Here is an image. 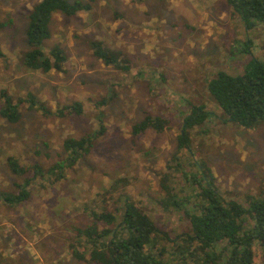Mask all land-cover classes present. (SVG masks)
<instances>
[{
  "label": "rangeland",
  "instance_id": "1",
  "mask_svg": "<svg viewBox=\"0 0 264 264\" xmlns=\"http://www.w3.org/2000/svg\"><path fill=\"white\" fill-rule=\"evenodd\" d=\"M40 1L0 0V90H9L22 113L17 123L0 114V190L18 191L16 184L31 177L36 164L43 172L30 184L27 201L0 200V264H95L88 255H73V246H85L77 229L93 222V210L122 213L123 195L172 238L189 231L183 212L161 205V177L173 173L169 163L178 152L184 162L191 151L198 164L210 167L224 197H264V121L237 125L208 89L220 70L241 75L253 58L264 60L263 23L252 17L256 25L248 26L228 0H83L90 10L53 13L52 37L42 48L49 55L60 45L68 58L64 71L43 72L24 62L29 14ZM93 39L117 51L130 70L96 57ZM29 94L50 112L29 107L23 101ZM103 99L107 103L98 105ZM77 101L81 114L59 113ZM199 104L210 118L188 129V149L179 150L184 118ZM100 110L106 133L74 162L65 140L95 133ZM147 116L169 123L135 136L134 125ZM10 157L27 173H14ZM181 180L177 186L184 188ZM254 264H264V257Z\"/></svg>",
  "mask_w": 264,
  "mask_h": 264
},
{
  "label": "trees",
  "instance_id": "2",
  "mask_svg": "<svg viewBox=\"0 0 264 264\" xmlns=\"http://www.w3.org/2000/svg\"><path fill=\"white\" fill-rule=\"evenodd\" d=\"M228 2L245 18L248 26L256 25L249 21L252 17L264 24V0ZM91 8V3L83 0L38 2L29 14L26 35L30 49L24 57L26 66L43 72L64 71L68 58L65 50L55 45L48 55L42 48L44 41L52 37L50 22L53 13L60 11L74 16ZM3 26L0 21V33ZM90 45L94 55L106 64L123 71L130 70V64L103 41L93 39ZM208 89L230 121L246 128L256 127L264 121V60L253 58L241 75L220 70L210 81ZM0 98L1 116L11 123L19 122L22 113L9 90H0ZM23 101L31 108L50 112L34 95H27ZM105 103L107 100L103 99L98 105ZM58 111L63 115L70 112L81 114L83 104L77 101ZM210 115L211 111L205 104L191 106L179 135V150L188 147V129L201 126ZM97 119L99 129L95 133L65 140L66 150L75 155L74 162L82 151H89L96 139L106 133L102 110L98 112ZM168 123L165 117L147 116L134 125L133 133L137 136L150 127L160 131ZM187 152L188 162H184L178 152L169 163L173 173L165 172L161 177L165 191L161 205L167 211L183 212L189 221V231L172 238L133 200L123 195L122 213L107 208L91 212L93 222L77 229V236L85 246H73V255L78 259H86L88 255L95 264H254L259 255L264 257V197L256 194H248L243 200L224 197L215 184L212 169L198 164L194 154ZM8 165L18 175L26 174L29 169L14 157L8 159ZM31 171V177L16 184L18 191L0 190V200L11 204L27 201L31 195L30 184L43 173L37 164L31 167ZM178 179L183 180L184 188L177 186Z\"/></svg>",
  "mask_w": 264,
  "mask_h": 264
}]
</instances>
